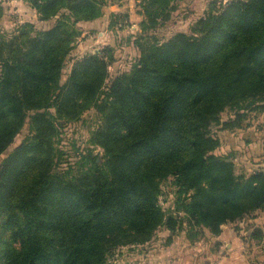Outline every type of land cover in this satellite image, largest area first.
Wrapping results in <instances>:
<instances>
[{
  "label": "trees",
  "instance_id": "16d2710c",
  "mask_svg": "<svg viewBox=\"0 0 264 264\" xmlns=\"http://www.w3.org/2000/svg\"><path fill=\"white\" fill-rule=\"evenodd\" d=\"M40 1L47 7H35L48 19L59 0ZM177 1L144 0L143 7L149 18L165 19ZM97 5L65 0L59 9L78 22L94 18ZM75 35L61 21L28 44L0 42V155L27 119L34 133L0 166V264H105L109 253L150 242L162 226L175 234L186 224L194 242L203 230L219 236L224 225L264 209V170L237 174L230 157L217 154L214 133L264 113V0L208 13L192 35L144 50L110 86L97 55L77 61L59 86ZM84 101L102 115L96 135L106 158L78 176L54 174L53 124L40 111L75 120ZM227 110L233 114L222 121ZM167 181L176 197L168 214L160 206Z\"/></svg>",
  "mask_w": 264,
  "mask_h": 264
},
{
  "label": "rangeland",
  "instance_id": "374dc122",
  "mask_svg": "<svg viewBox=\"0 0 264 264\" xmlns=\"http://www.w3.org/2000/svg\"><path fill=\"white\" fill-rule=\"evenodd\" d=\"M36 1L47 7L40 0H0V42L16 39V44H28L38 34L51 30L61 21L65 22L68 29L76 32V35L71 43L73 49L66 57L61 72L59 86L64 87L73 65L92 55L104 58L108 64V77L104 85L110 86L119 75L130 73L144 50L154 44L161 45L179 33L192 35L193 28L201 18L235 0L177 1L172 3V11L165 19L156 14L149 18L143 7L144 0H98L96 16L78 22L67 9H59L65 0H59L55 7L48 8L55 12L48 19H44L42 12L35 7ZM156 10L157 6L152 11L155 13ZM2 56H7L6 51ZM1 60L0 58V64ZM82 105H84L82 112L75 120H71L68 114L58 116L54 108L40 111L49 114V120L53 124L54 131L50 136L53 145L51 157L55 160L52 170L54 174L62 173L68 178L78 176L80 172L92 166L94 159L103 164L106 158V151L97 143L96 135L103 125L102 115L94 107L93 102L84 101ZM34 114L35 112H31L29 116ZM232 114L230 110L225 111L221 115V120L228 121ZM220 128L214 127V133L220 140L217 154L229 156L236 166L237 174L246 176L253 174L251 169L264 163V160H261L264 154V113H247V120L241 129L228 132L220 131ZM257 132L263 133L258 140V147L249 149L253 141L251 136ZM33 134L30 119H27L13 143L0 155V166ZM56 152L61 154L60 158L58 155L59 159ZM34 175V172L28 174L25 181L32 180ZM161 191L160 206L166 214L171 213L175 205V189L167 181L162 182ZM183 228L184 230L173 234L162 226L154 233L150 242L144 245H127L112 251L108 254L105 264H132L135 258L132 255L135 254L137 257L141 255L140 246H150L158 240L159 243L166 242L164 245L168 244L169 239L182 241L180 234L187 236L189 230L186 224ZM223 230L229 233L225 243L216 241L217 236L209 230H203L194 243L202 244L200 245L202 251L206 248L204 244L211 242L210 245L213 246L211 248L217 250L218 256L225 259L227 264H264V209L253 217H244L235 223L224 225L222 232ZM166 231H169V235L163 237ZM253 235L257 236L252 237Z\"/></svg>",
  "mask_w": 264,
  "mask_h": 264
},
{
  "label": "crops",
  "instance_id": "0c3cea01",
  "mask_svg": "<svg viewBox=\"0 0 264 264\" xmlns=\"http://www.w3.org/2000/svg\"><path fill=\"white\" fill-rule=\"evenodd\" d=\"M262 134L263 133L258 132L253 133L251 136L253 141L249 145V149H253L254 146L258 147V140L262 137ZM261 160H264V154L262 155ZM258 167L260 169H257ZM257 168L251 170H253V172L256 170H263L264 163L262 162ZM168 235L169 231H166L163 237H168ZM227 237H229V233L223 230L219 236L215 237V240L220 241V243H225L228 240ZM180 239L182 241L177 242V239L168 241L167 245H164L166 242L163 243L162 241L159 243L160 241L158 240L150 246H140L141 255H138L137 257L133 254L132 257L135 258L133 259L132 264H164V262H167L168 264H227L225 259L218 256L217 250L211 248V242L204 244L206 248L201 251L200 245L202 244L192 242L187 236H185V234H180ZM212 241L214 242V240Z\"/></svg>",
  "mask_w": 264,
  "mask_h": 264
}]
</instances>
